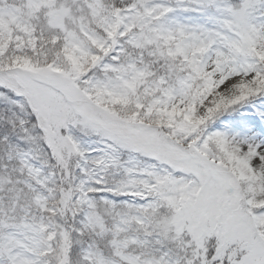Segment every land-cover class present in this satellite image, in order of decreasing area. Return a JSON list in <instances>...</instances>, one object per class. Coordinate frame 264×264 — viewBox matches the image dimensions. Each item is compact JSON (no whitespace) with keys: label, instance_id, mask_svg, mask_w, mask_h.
I'll list each match as a JSON object with an SVG mask.
<instances>
[{"label":"snow or ice","instance_id":"snow-or-ice-1","mask_svg":"<svg viewBox=\"0 0 264 264\" xmlns=\"http://www.w3.org/2000/svg\"><path fill=\"white\" fill-rule=\"evenodd\" d=\"M0 264H264V0H0Z\"/></svg>","mask_w":264,"mask_h":264}]
</instances>
